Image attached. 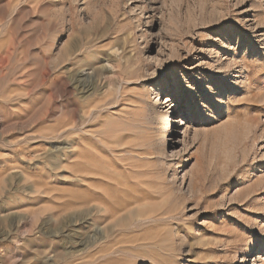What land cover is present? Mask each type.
I'll return each mask as SVG.
<instances>
[{"label": "rangeland", "instance_id": "1", "mask_svg": "<svg viewBox=\"0 0 264 264\" xmlns=\"http://www.w3.org/2000/svg\"><path fill=\"white\" fill-rule=\"evenodd\" d=\"M0 264H264V0H0Z\"/></svg>", "mask_w": 264, "mask_h": 264}, {"label": "bare ground", "instance_id": "2", "mask_svg": "<svg viewBox=\"0 0 264 264\" xmlns=\"http://www.w3.org/2000/svg\"><path fill=\"white\" fill-rule=\"evenodd\" d=\"M104 69H107V68H103V70ZM106 71V70H105ZM80 83V82H79ZM158 95H160V92H158ZM158 99V98H157ZM161 99H162V97H160V99H158L159 101H161ZM175 132V131H174ZM77 221V222H76ZM71 222V221H70ZM73 222H76V223H78V224H80V225H84V224H87V218H85V216H82L81 218H76L75 220H73ZM119 222H122V220H120ZM72 223V222H71ZM70 223V224H71ZM73 225V224H72ZM76 225V224H75ZM77 226V225H76ZM73 230V229H72ZM78 231V230H77ZM95 233V237H97L98 235H99V230L97 229V230H95L94 231ZM89 238H90V236H89ZM83 242V241H82ZM78 246V245H77Z\"/></svg>", "mask_w": 264, "mask_h": 264}]
</instances>
